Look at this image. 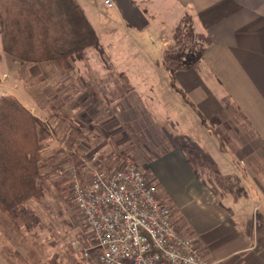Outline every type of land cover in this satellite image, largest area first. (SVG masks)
<instances>
[{"label": "crops", "instance_id": "obj_1", "mask_svg": "<svg viewBox=\"0 0 264 264\" xmlns=\"http://www.w3.org/2000/svg\"><path fill=\"white\" fill-rule=\"evenodd\" d=\"M112 1L77 0L99 41L110 25L126 32L128 50L143 38L148 58L159 56L138 68L144 80L168 85L195 126L146 162L158 196L206 258L264 264V0ZM181 38L199 53L186 48L167 65L166 48ZM152 71L160 79L147 78Z\"/></svg>", "mask_w": 264, "mask_h": 264}, {"label": "rangeland", "instance_id": "obj_2", "mask_svg": "<svg viewBox=\"0 0 264 264\" xmlns=\"http://www.w3.org/2000/svg\"><path fill=\"white\" fill-rule=\"evenodd\" d=\"M113 27H105L100 34L102 51L86 48L82 59L72 60L71 69L54 61L24 62L7 53L5 57L0 49V95H14L46 122L51 137L42 151L46 156L54 154L51 165L55 166L42 183L45 193L29 201L36 223L17 226L0 211V264H97L93 257L83 255L90 233L68 195L69 188L63 196L52 184L59 178L68 183L71 177L55 168L74 166L88 179L91 170H112L128 159L147 173L144 166L160 151L162 142L169 137L186 141L185 134L195 128L185 119L186 111H176L168 85L148 86L145 72L139 71L159 56L153 53L148 58L138 45L144 41L141 37L128 50L126 32ZM188 41L187 45L181 38L178 45L166 48L167 65L179 61L186 48L199 53L198 43ZM150 73L147 78L160 79L161 72ZM160 95L169 96L174 110L160 102Z\"/></svg>", "mask_w": 264, "mask_h": 264}, {"label": "trees", "instance_id": "obj_3", "mask_svg": "<svg viewBox=\"0 0 264 264\" xmlns=\"http://www.w3.org/2000/svg\"><path fill=\"white\" fill-rule=\"evenodd\" d=\"M0 44L14 59L54 61L63 69H71L72 60L82 59L88 47L102 51L77 0H0ZM50 137L44 120L14 95H0V211L17 226L37 222L29 201L45 193L42 183L55 167L54 154L42 151ZM64 180L52 182L63 196L70 187Z\"/></svg>", "mask_w": 264, "mask_h": 264}, {"label": "built area", "instance_id": "obj_4", "mask_svg": "<svg viewBox=\"0 0 264 264\" xmlns=\"http://www.w3.org/2000/svg\"><path fill=\"white\" fill-rule=\"evenodd\" d=\"M55 171L71 177L69 191L90 233L86 257L100 264H221L202 254L146 171L128 159L112 170L93 169L88 179L74 166Z\"/></svg>", "mask_w": 264, "mask_h": 264}]
</instances>
